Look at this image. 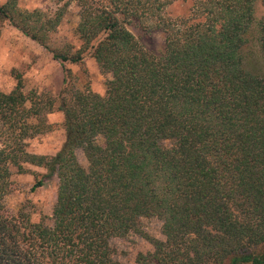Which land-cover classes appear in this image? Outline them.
Segmentation results:
<instances>
[{
	"label": "trees",
	"instance_id": "1",
	"mask_svg": "<svg viewBox=\"0 0 264 264\" xmlns=\"http://www.w3.org/2000/svg\"><path fill=\"white\" fill-rule=\"evenodd\" d=\"M179 1L188 15L167 16ZM257 1L264 8V0H54L53 13L0 5V27L62 64L89 53L109 76L102 94L79 89L70 70L57 99L25 93L20 75L0 92V264H122L109 243L130 233L153 248L136 264H264V76L245 68L243 54L256 24L264 62ZM72 3L80 47L70 54L50 41ZM132 23L160 30L163 50H146ZM56 111L62 146L30 152L27 141L50 130ZM26 166L44 171L31 191L57 179L51 225L4 204L12 169ZM147 218L161 221L164 240L142 231Z\"/></svg>",
	"mask_w": 264,
	"mask_h": 264
},
{
	"label": "rangeland",
	"instance_id": "2",
	"mask_svg": "<svg viewBox=\"0 0 264 264\" xmlns=\"http://www.w3.org/2000/svg\"><path fill=\"white\" fill-rule=\"evenodd\" d=\"M6 0H0V5ZM19 6L29 11L38 9L45 13H53L57 5L54 0H19ZM190 4L179 1L166 9V15L172 17L187 16ZM264 14V8L259 1L256 3L255 16L259 19ZM78 8L72 3L63 17L57 31L51 35L53 48L75 53L80 47V42L75 35L77 26ZM147 28V27H146ZM257 26L251 28L249 42L243 49L245 68L254 74L264 76V62L259 50ZM129 31L136 40L148 51L155 54L160 53L164 48V36L160 30L143 29L136 23H132ZM70 70L76 78L79 89L90 87L96 93L102 94L104 83L109 78L101 74L94 60L89 53L83 55L81 62L61 63L53 59L52 54L46 51L39 44L31 41L8 23L0 27V92H10L15 84V76L20 75L23 80L24 92L33 90L37 93H49L57 99L64 71ZM51 128L48 132L37 135L27 141V148L30 152L40 155H53L63 144V116L60 112H54L46 117ZM79 163L86 167L87 161L83 153L76 152ZM29 169L26 173H18L12 169L10 177V193L5 197L4 204L11 213H16L21 205L28 207L31 212V219L37 220L39 212L46 217L45 222L51 225V209L56 199L57 179L47 180L41 188L31 191L35 181V174L43 173V169L26 166ZM161 221L156 218L140 220V228L150 237L164 240L161 233ZM110 247L115 260L122 264H136L138 254H146L153 250L151 244L142 236L134 233L124 238H113L110 240Z\"/></svg>",
	"mask_w": 264,
	"mask_h": 264
}]
</instances>
